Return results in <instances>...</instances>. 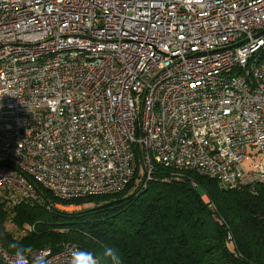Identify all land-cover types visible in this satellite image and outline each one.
Here are the masks:
<instances>
[{
  "label": "built area",
  "instance_id": "obj_1",
  "mask_svg": "<svg viewBox=\"0 0 264 264\" xmlns=\"http://www.w3.org/2000/svg\"><path fill=\"white\" fill-rule=\"evenodd\" d=\"M263 54L264 0H0V200L120 192L137 148L144 185L156 165L264 183Z\"/></svg>",
  "mask_w": 264,
  "mask_h": 264
},
{
  "label": "trees",
  "instance_id": "obj_2",
  "mask_svg": "<svg viewBox=\"0 0 264 264\" xmlns=\"http://www.w3.org/2000/svg\"><path fill=\"white\" fill-rule=\"evenodd\" d=\"M136 155L135 177L117 193L64 200L39 187L35 203L0 200L5 249L75 244L100 264L108 247L121 264H264V183L224 189L206 174L156 165L144 185Z\"/></svg>",
  "mask_w": 264,
  "mask_h": 264
},
{
  "label": "clouds",
  "instance_id": "obj_3",
  "mask_svg": "<svg viewBox=\"0 0 264 264\" xmlns=\"http://www.w3.org/2000/svg\"><path fill=\"white\" fill-rule=\"evenodd\" d=\"M26 251L27 250L23 248L15 249L16 264H22ZM81 256L88 257L87 264H100V262L95 258H93L90 253L79 252V251L73 253L72 264H83V262L80 260ZM104 259L107 262V264H121L119 253L111 247L105 249Z\"/></svg>",
  "mask_w": 264,
  "mask_h": 264
},
{
  "label": "rangeland",
  "instance_id": "obj_4",
  "mask_svg": "<svg viewBox=\"0 0 264 264\" xmlns=\"http://www.w3.org/2000/svg\"><path fill=\"white\" fill-rule=\"evenodd\" d=\"M247 165V167H250V165H249V163H247L246 164ZM143 172V169H141V173ZM140 180H141V178H137V180H136V184L138 185L139 184V182H140ZM132 189H130L129 191H128V193H132ZM80 207H78V208H76V209H69V210H77V209H79Z\"/></svg>",
  "mask_w": 264,
  "mask_h": 264
},
{
  "label": "water",
  "instance_id": "obj_5",
  "mask_svg": "<svg viewBox=\"0 0 264 264\" xmlns=\"http://www.w3.org/2000/svg\"><path fill=\"white\" fill-rule=\"evenodd\" d=\"M141 155V154H140Z\"/></svg>",
  "mask_w": 264,
  "mask_h": 264
}]
</instances>
